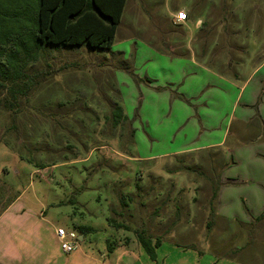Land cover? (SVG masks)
Segmentation results:
<instances>
[{"label":"rangeland","instance_id":"374dc122","mask_svg":"<svg viewBox=\"0 0 264 264\" xmlns=\"http://www.w3.org/2000/svg\"><path fill=\"white\" fill-rule=\"evenodd\" d=\"M178 5L202 18L200 30L171 24ZM220 34L225 48L245 45L241 66L254 72L253 57L264 63V0H129L115 48L163 51L165 41L178 39L179 51L191 53L209 36L223 42ZM65 49L48 52L61 70L33 91L21 112L0 110V211L19 196L40 218L43 212V246L56 251L58 264H264V230H257L264 229V66L245 87L241 103L253 106L232 109L235 94L213 95L209 119L230 118L225 143L175 153L182 138L170 135L177 115L184 120L186 113L175 110L149 129L134 127L138 112L128 119L115 74L120 62L135 71L126 52ZM45 65L41 60L33 68ZM155 109L153 101L149 114ZM146 131L149 136L141 135ZM81 226L92 230L82 234ZM59 227L84 236L73 252H61ZM141 231L161 238L154 258L139 241Z\"/></svg>","mask_w":264,"mask_h":264},{"label":"crops","instance_id":"0c3cea01","mask_svg":"<svg viewBox=\"0 0 264 264\" xmlns=\"http://www.w3.org/2000/svg\"><path fill=\"white\" fill-rule=\"evenodd\" d=\"M132 6L134 7V4ZM176 9L177 11L172 10L173 12L169 16L170 22L175 28L192 23L196 30L201 29L202 26L199 25L201 17L193 16L196 19L194 21L192 16L188 15L185 22L176 24L174 22L176 13L181 9L187 12V9L180 5ZM220 36L223 42L219 41L215 44L217 37L209 36L204 44L203 42L194 44L190 49L191 53L179 51L182 50V45L178 39L165 41L163 44L165 50L163 51L159 47L144 50L142 46L135 47L129 44V41L124 43L129 45H120L117 48H115L116 42L113 44V52L128 54H125V57L127 56V60H131L135 69L134 74L138 77L137 79L135 75H130L118 68L115 69V74L118 77L117 84H121V86L118 84L121 100L124 99L128 108V119H133L135 112H138V118L134 121L136 122L134 123L135 128L142 125L149 129L154 125L156 119L160 123L170 120L175 110L177 113L178 111L186 113L184 120H181L183 117L179 118L180 116L177 115V128L170 135L172 141L182 138L175 153L226 142L230 118L227 119L225 115L220 118L216 115L214 119H209L213 116L211 110L215 106L213 104L214 94L220 93L219 96L235 94L232 100V109L241 105L246 108L253 106L252 100L246 101L245 104L241 102L246 84L257 75L256 70L262 69L264 63L257 64L261 61H257L256 57H253L249 62L256 64L255 70L247 74L244 66H241L247 58L242 55H248L245 45L241 42H232L229 44L231 48H225L227 45L225 34H220ZM202 46L205 47V54L198 55V51H202ZM133 50L135 54L131 55ZM218 52V56L215 57L214 54ZM237 53L240 54L237 55ZM259 56L261 57L260 53ZM255 86L258 90L259 82ZM158 88L163 89L158 90ZM255 93L256 89L253 94ZM217 100L218 98H216ZM153 101L156 105L155 113L161 112L162 115L149 114L152 112ZM194 107H197V111ZM215 113L218 114V112ZM242 117L243 120L254 121L246 114ZM214 120H217L215 125L213 124ZM189 121L193 122L190 125L193 128H190L191 122L189 123ZM220 124L223 127L221 133L218 131ZM215 130L218 131V134L213 137ZM136 134L139 135L140 130L137 129ZM143 134L149 136L147 131L146 133L141 132V135ZM206 136H209L207 140L204 139ZM188 138L191 140L188 141ZM195 144L197 145L195 146ZM37 213L31 209V206L22 203L19 197L2 212L0 215V264H58L59 258H57L56 251L43 246L44 238L47 235L46 230L40 226L43 225L44 216L42 214L44 213L41 212L42 218ZM250 226L252 228V223ZM257 230L264 229L259 226ZM54 236L59 241L57 229L54 231ZM33 238L39 241L37 245L31 244ZM79 238L82 240L84 236L80 235ZM58 252L60 253L59 249ZM61 252L65 253L62 249Z\"/></svg>","mask_w":264,"mask_h":264},{"label":"trees","instance_id":"16d2710c","mask_svg":"<svg viewBox=\"0 0 264 264\" xmlns=\"http://www.w3.org/2000/svg\"><path fill=\"white\" fill-rule=\"evenodd\" d=\"M126 2L0 0V110L15 116L29 103L33 91L61 70L49 59L51 49L73 50L83 46L111 49ZM41 60H45L46 65L34 69ZM129 64L120 62L118 67L135 75L132 69L128 70ZM117 110L122 113L121 108ZM18 197L11 200L0 215ZM79 230L84 234L92 229L81 226ZM138 236L144 249L154 258L161 238L154 240L144 231Z\"/></svg>","mask_w":264,"mask_h":264},{"label":"built area","instance_id":"2783aa9c","mask_svg":"<svg viewBox=\"0 0 264 264\" xmlns=\"http://www.w3.org/2000/svg\"><path fill=\"white\" fill-rule=\"evenodd\" d=\"M187 18V12L185 10H179L174 17V22L176 24L182 23L185 22ZM57 236L59 238L60 246L63 252L71 253L77 249L79 237L74 231L68 232L65 228L59 227L57 229Z\"/></svg>","mask_w":264,"mask_h":264}]
</instances>
